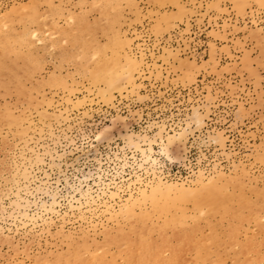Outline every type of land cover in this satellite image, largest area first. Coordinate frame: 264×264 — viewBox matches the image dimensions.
I'll return each instance as SVG.
<instances>
[{"label": "rangeland", "instance_id": "374dc122", "mask_svg": "<svg viewBox=\"0 0 264 264\" xmlns=\"http://www.w3.org/2000/svg\"><path fill=\"white\" fill-rule=\"evenodd\" d=\"M158 182L208 191L123 217ZM262 257L264 0H0V264Z\"/></svg>", "mask_w": 264, "mask_h": 264}, {"label": "bare ground", "instance_id": "6f19581e", "mask_svg": "<svg viewBox=\"0 0 264 264\" xmlns=\"http://www.w3.org/2000/svg\"><path fill=\"white\" fill-rule=\"evenodd\" d=\"M10 45V44H9ZM98 51H96V53H97ZM101 55V54H100ZM112 55V54H111ZM114 55V54H113ZM97 56V55H96ZM103 56H105V55H103ZM102 57V56H101ZM110 57V56H109ZM94 58V57H93ZM98 58L99 59H96V61H95V69L96 70H99V64L100 63H103L104 61H105V58H103L104 60H101V58L98 56ZM111 58H114V56H112ZM128 59V58H127ZM111 60H113V59H111ZM93 61V60H92ZM102 61V62H101ZM108 61H110L109 60V58H108ZM108 61H107V63L106 64H108ZM115 61V60H114ZM114 61H112V62H114ZM111 63V62H110ZM93 65V66H94ZM111 65H113L112 63H111ZM110 65V66H111ZM93 68V69H94ZM95 70V71H96ZM93 71V70H92ZM114 68L112 69H110V68H108V69H106V71H105V75H106V78H111L112 76L114 77V76H116V74H114ZM96 73V72H95ZM117 75H118V73H117ZM13 125V124H12ZM221 179V178H220ZM202 182V181H201ZM220 182V181H219ZM198 184H200V183H198ZM197 184V185H198ZM219 184V183H218ZM223 184H224V182H223ZM206 186H207V184H205ZM216 185V184H215ZM215 185H210L211 187H213V186H215ZM222 185V184H221ZM199 186V185H198ZM209 186V187H210ZM209 187H206V188H209ZM227 187V186H226ZM198 188V187H197ZM222 188V187H221ZM193 189V188H192ZM212 189V188H211ZM213 189H214V187H213ZM224 189V188H223ZM227 189V188H226ZM214 190H216V189H214ZM219 190V189H218ZM228 190V189H227ZM208 191V190H207ZM206 191V189H205V187H204V185H201V187L199 186V189H196V188H194V190H190V189H185V187H179V186H171V185H167V184H164V183H162V182H158L157 184H154V185H151L150 187H148V188H146V189H141V190H139V192H138V194H137V196H133V195H131V196H129V198L127 199V201H126V203L121 207V209H120V213H122V215H123V217H124V214H125V216H129V215H135L134 213H135V210H137L138 209V212L140 211V214L143 216V215H145L144 213H146V216L148 217V213H150L149 214V216L151 215V213H156V212H160V213H163V214H167V215H165V216H163V217H165L164 219H165V221H169L170 219H174V221H175V218L177 217L176 215V212H174V210L172 211V208L173 209H175L176 208V206H178V205H181V204H184L185 202H187L188 203V201H190V203H191V201H193V202H195V204H197V201H198V199H200V198H202L203 196H204V194L207 192ZM211 191H213V190H211ZM217 192V191H216ZM215 192V193H216ZM219 192V191H218ZM210 193V191L208 192V194ZM223 193V192H222ZM213 194V193H212ZM217 194V193H216ZM228 194V193H227ZM217 195H219V193L217 194ZM216 195V196H217ZM207 196V195H206ZM212 196V195H211ZM221 196V195H220ZM212 197H214V196H212ZM225 197V196H224ZM229 197H230V195H229ZM229 197H227V198H229ZM222 198V197H221ZM212 199V198H211ZM220 199V198H219ZM223 199V198H222ZM222 199H221V201H222ZM203 200V199H202ZM208 200V199H207ZM218 200V199H217ZM228 200V199H227ZM206 201V200H205ZM209 201V200H208ZM215 201V200H214ZM214 201H212V203H214ZM218 203H219V201H217ZM224 202V201H223ZM186 203V204H187ZM190 203H188V205L190 204ZM208 203V202H207ZM217 203V204H218ZM221 203V202H220ZM225 203V202H224ZM227 203V202H226ZM193 204V203H192ZM210 205H209V208H210V206H213L211 203H209ZM222 204V203H221ZM204 205V207L205 206H207V205H205V203L203 204ZM216 205V204H215ZM192 206V205H191ZM219 206V205H218ZM223 206H225V205H223ZM179 207V206H178ZM198 206H196V208H197ZM225 207H227V206H225ZM207 209H208V206L206 207ZM180 209H181V207H180ZM193 209V208H192ZM197 209H199V208H197ZM218 209V208H217ZM219 209H221V207L219 208ZM223 209V208H222ZM176 210V209H175ZM199 210H201V208L199 209ZM209 210V209H208ZM207 210V211H208ZM212 210V209H211ZM216 210V209H215ZM215 210H213V211H215ZM177 211H178V209H177ZM197 211V210H196ZM202 211V210H201ZM201 211H200V213H201ZM203 211H204V208H203ZM213 211H210L209 213H211V212H213ZM166 212V213H165ZM228 212V211H227ZM230 212H231V210H230ZM124 213V214H123ZM137 213V212H136ZM157 213V214H158ZM186 213V212H185ZM196 213V212H195ZM200 213H199V215H200ZM229 213V212H228ZM182 214V213H181ZM193 214H194V212H193ZM213 213H211V215H212ZM224 214V213H223ZM138 215V214H137ZM155 215V214H154ZM180 215V214H179ZM183 215V214H182ZM185 215V214H184ZM187 215V214H186ZM190 215V214H189ZM136 216V215H135ZM146 216H144V217H146ZM156 216V215H155ZM160 216H161V214H160ZM159 216V217H160ZM122 217V216H121ZM132 217V216H131ZM130 217V218H131ZM180 217H181V215H180ZM184 217V216H183ZM189 217V216H188ZM193 217H194V215H193ZM192 217V218H193ZM200 217H202L201 215H200ZM207 217V216H206ZM208 217H209V214H208ZM224 217V216H223ZM234 217H236L235 215H234ZM238 217V216H237ZM130 218H129V220H130ZM134 218V217H133ZM138 219H136V220H139V217H137ZM149 218V217H148ZM185 218H187L186 216H185ZM197 218V217H196ZM199 218V217H198ZM140 219H142V217L140 216ZM157 219H159V218H157ZM162 219V218H161ZM183 219V218H182ZM187 219H189V218H187ZM191 219V218H190ZM189 219V220H190ZM195 219V218H194ZM135 220V221H136ZM143 220V219H142ZM149 220H151V219H149ZM160 220V219H159ZM125 221H128V220H126V218H125ZM164 221V223H166ZM177 221H179V220H177ZM176 221V222H177ZM182 221V220H181ZM184 221H186V220H184ZM193 221H196V219L195 220H193ZM147 222H149V221H147ZM151 222V221H150ZM163 222V221H162ZM161 222V223H162ZM170 222V221H169ZM169 222H167V224H169ZM183 222V221H182ZM188 222V221H187ZM136 223H138V222H136ZM156 223V222H155ZM172 223V222H171ZM174 223V222H173ZM172 223V224H173ZM191 223H192V220H191ZM139 225H140V220H139V223H138ZM142 224V223H141ZM145 224V223H144ZM149 224V223H148ZM152 224V223H151ZM158 224V223H157ZM172 224H171V226H172ZM211 224V223H210ZM126 225H128V224H126ZM136 225V224H135ZM146 225V224H145ZM144 225V226H145ZM180 225H181V223H180ZM182 225H184V224H182ZM193 225V224H192ZM197 225V224H196ZM132 226V225H131ZM141 226V225H140ZM139 226V227H140ZM150 226V225H149ZM148 225L147 226H145V231H150V230H152V228H150ZM160 226V225H159ZM166 226V225H165ZM169 226H170V224H169ZM187 226L189 227L190 225H188V223H187ZM214 226V225H213ZM217 226V225H216ZM133 227V226H132ZM132 227H131V230H133L132 229ZM147 227H149L150 229H148ZM181 227V226H180ZM183 227V226H182ZM127 229H128V227H126ZM170 228V227H169ZM175 228H177V226H175ZM197 228V227H196ZM125 229V228H124ZM130 229V228H129ZM144 229H143V231H144ZM148 229V230H147ZM187 229V228H186ZM185 229V230H186ZM198 229V228H197ZM216 229V228H215ZM136 230H137V228H136ZM170 230V229H169ZM182 230V229H181ZM218 230V229H217ZM126 231V230H125ZM129 231V230H128ZM140 231V230H139ZM188 231V230H187ZM154 232V231H153ZM165 232V231H164ZM197 233V232H196ZM143 234H144V232H143ZM147 234H148V232H147ZM156 234V233H155ZM198 234V233H197ZM117 235H119L118 233H117ZM116 235V236H117ZM145 236H146V234H144ZM144 235H142V236H144ZM202 235L203 234H201V236L200 237H202ZM224 235H225V233H224ZM233 235V234H232ZM132 236V235H131ZM136 236V235H135ZM147 236H149V235H147ZM198 236V237H199ZM204 236H206V235H203V241L206 239L207 240V238H205L204 239ZM214 236V235H213ZM120 238V235L119 236H117V238ZM140 237V236H139ZM117 238H115V239H117ZM132 238V237H131ZM145 238H147V237H145ZM143 239V240H147V239ZM220 238V237H219ZM223 238H227V236L225 237H223ZM136 239H137V237H136ZM140 239V238H139ZM168 239V238H167ZM209 239V238H208ZM138 240V239H137ZM221 240H222V238H221ZM228 240V239H227ZM157 241V240H156ZM198 241V240H197ZM109 242H111V241H109ZM180 243H181V241H179ZM218 242V241H217ZM133 244H134V240H133V242H132ZM137 243V242H136ZM200 243V242H199ZM199 243H198V245H199ZM203 243H205L206 244V242H202V244ZM214 243V242H213ZM216 243V242H215ZM179 244V243H178ZM201 244V245H202ZM222 244H224V243H222ZM154 245V244H153ZM200 245V246H201ZM210 245V244H209ZM214 245H216V246H218V245H220L219 243L218 244H214ZM118 246V245H117ZM142 246V245H141ZM141 246H139V248L141 247ZM203 246V245H202ZM104 247V246H103ZM120 247V246H119ZM124 247V246H123ZM138 247V246H137ZM122 248V247H121ZM127 248V247H126ZM131 248H133V246L131 247ZM200 248H202V247H200ZM207 248V247H206ZM120 249V248H119ZM123 249V248H122ZM134 249V248H133ZM138 249V248H137ZM130 250V249H129ZM120 251H121V249H120ZM198 251V250H197ZM201 251V250H200ZM77 252V251H76ZM78 252H80V251H78ZM124 253H125V251H123ZM131 252V251H130ZM166 252V251H165ZM164 252V253H165ZM195 252V251H194ZM199 252V251H198ZM198 252H196L195 253V255H196V257H198L197 256V253ZM204 252V251H203ZM72 254V253H71ZM123 254V253H122ZM127 254H129V253H125V255H127ZM75 255V254H74ZM76 255H78V253L76 254ZM85 255V254H84ZM91 255H93V254H91ZM131 255V254H130ZM187 255V254H186ZM81 257H82V255H80ZM135 256H136V254H135ZM134 256V257H135ZM142 256V255H141ZM202 256V255H201ZM200 256V257H201ZM70 257V256H69ZM85 257H86V255H85ZM97 257V256H96ZM137 257V256H136ZM144 257V256H143ZM149 257V256H148ZM92 258V257H91ZM171 258V257H170ZM72 259H74V258H72ZM71 259V260H72ZM76 259H78V258H76ZM75 259V260H76ZM84 259H86V258H84ZM83 259V260H84ZM136 259V258H135ZM66 260H68V258L66 259ZM65 260V261H66ZM81 260V259H80ZM82 260V261H83ZM131 260H132V258H131ZM205 260V259H204ZM261 260H264V257H262L261 258ZM69 261V260H68ZM81 261V262H82ZM85 261V260H84ZM203 261V260H202ZM88 262H89V260H88ZM91 262H92V260H91ZM95 262V261H94ZM136 262V260H134V263ZM66 264V262H63V264ZM68 264H71L70 262H67ZM87 263V262H86ZM90 263V262H89ZM96 263V262H95ZM252 263H254V262H252ZM60 264H62V263H60ZM82 264V263H81ZM101 264V263H100ZM129 264H131L130 263V261H129ZM136 264V263H135ZM142 264H144V263H142ZM148 264V263H147ZM169 264V263H168ZM182 264H185L184 262H182ZM260 264V263H259Z\"/></svg>", "mask_w": 264, "mask_h": 264}]
</instances>
